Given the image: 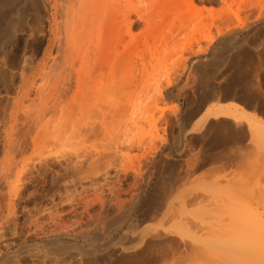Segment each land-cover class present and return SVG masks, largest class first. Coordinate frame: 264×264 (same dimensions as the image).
I'll return each mask as SVG.
<instances>
[{
  "label": "bare ground",
  "instance_id": "bare-ground-1",
  "mask_svg": "<svg viewBox=\"0 0 264 264\" xmlns=\"http://www.w3.org/2000/svg\"><path fill=\"white\" fill-rule=\"evenodd\" d=\"M12 1L14 0H0V29L2 28L6 20L9 10H11L9 7ZM93 1L94 0H54L52 4H49L47 0H44L43 2L44 5L47 7L46 13L50 18V21L52 22L51 25L54 27V31L59 30L58 32H56L58 33V37H59L57 39L58 41L57 46L61 45L63 42H64L63 44L65 45V46L63 45L64 48L60 46L61 48L58 47L55 50L57 51L58 49L59 50L63 49L65 51L64 57L66 61L67 62L69 61L70 65L73 67L76 64L75 62L79 60L80 66L79 68L75 69L79 77L81 76L83 77L82 74L83 71L87 73L89 69H93L95 75L92 74L93 75L92 78L95 79V81H98V79H96L97 77L94 76L97 75L101 77L98 73H100L102 70L106 73V70L108 68L106 69L104 68V63L107 62L108 64L109 62H111L109 59L107 60V58H110L112 62L115 61L114 62L115 64L114 63L112 64L111 62L108 65L110 70L113 69L112 67H114V69L111 70L113 73V74L111 73V75L109 74L110 73L109 70H107L108 75L107 74L106 75L108 76V79H111L113 75L115 79L111 81L116 80L117 83L116 81L114 82L119 85V83H121V79L126 77V75L124 76V73L127 74L129 76V79L131 80V78H133L131 77V74L137 68L136 70H138L137 72L139 73V75L137 74V72L136 75L139 76V78L135 77V79L136 78L139 79V80L136 79V81L138 82L140 81L139 82L140 85L137 86L138 85L137 84L136 85L137 87H135V85L133 84L134 85L133 91H135V88H137L138 89L136 91L138 94L137 96L140 95L141 97V95H143L147 97L149 94H151V97L154 96V100H155L156 97L157 99L158 97L160 99V97H162L161 95L165 91H166L165 92L166 95L169 98H173L174 90L170 91L171 89H169V87L173 86L176 79H181L182 77L184 78L183 81H186V83L184 82V85H182L181 87L184 86L185 88V86L189 85L188 86L189 89L192 88L193 85L191 83L194 82L192 81L194 79L193 77L194 75L197 74L200 76L199 77L200 80L198 79L199 83L193 86L194 87L193 90L198 91L200 88L205 89L209 87L208 98L210 97L209 98L210 100L207 99L206 101L208 100L209 101L208 103L205 104L203 103L204 99L203 100L198 99L199 101L195 103L196 105L194 104L192 108H189L188 106V109L182 106L181 120L185 119L186 122L188 119L194 117L196 114L198 115V113L200 112L199 113L200 120H198V123L199 121L200 123L199 126H196V128L198 127L197 128L198 130L206 122L210 121V119L218 120L221 118L222 119L221 121L218 120L216 122H212L213 123L212 125L218 126L217 128H219V126L220 127L224 126V128H226L227 126H231V124L235 121L238 120L242 121L243 118H247V124H249L247 130L251 135L250 140L254 141L255 145L261 144V141L264 139L263 123L259 121L260 120L259 118L256 119L254 116H250L246 108L248 105L252 106V104L258 102L259 97L257 93H251L247 85L245 86L243 85L242 87H240L239 85L238 87L240 88L237 90L234 89L236 90V92L231 97L241 99L243 101L242 104H238L234 102L225 103L222 100H225L226 98H228V96L227 95L224 96L220 93L221 92L220 91L221 89L219 87L220 82L218 84V82L217 83L214 82L215 81L214 79L216 77L215 75H217L216 73L218 72L219 68L221 67L223 68V66L226 65L230 66L234 64L238 69L237 70L238 79L240 78L241 80H245L246 69H247L246 66H248L247 64H249V62H252L251 60H253V58L255 60L257 58L256 61L258 62V64L261 63V59H259L258 57L264 51L261 50L262 52L260 53V52H256L255 51L256 49H252L254 50V53L255 52L257 53V57L255 58L254 56H252L253 54L251 55L252 51L250 52L249 49H251L253 43H255V39L253 43L251 42V39L253 40V36H254L253 33L259 31L260 30L259 28H261V26L264 24V12H263L264 8L263 10H261V8L260 11L258 10L259 9L258 6L260 4V1L262 0H197V1L195 0H122L124 2L123 4H121L122 3L121 0H116L115 2L113 0L110 1L102 0V2L101 0L94 1L97 3H94ZM111 1H113V4L110 3ZM118 1L121 2L120 3L121 5L117 4L119 5V7L116 6L117 7L116 8L115 3H118ZM213 4L214 5L217 4V6L215 7ZM262 4L263 3H261V5ZM121 6L124 10V11L122 10L123 12L120 11L122 9ZM132 11L136 14L135 17L133 16L134 18H132V16L130 15ZM118 12L121 13L118 14ZM11 15L12 14H10V16ZM213 15L215 17L212 19V21H214L213 22L214 31L213 30L211 31V29H213L211 27H209V29L206 30L205 26L207 25L205 24V26H203L200 23H203V21L206 22V19L209 16H210L209 19H211ZM116 17H120V18L122 17V19ZM190 18L191 21L197 20L198 22H200L198 24V22L196 21L197 25H199L200 27V28L196 27L199 29V31L197 29H194L195 31L197 30L196 33L198 32L197 34L198 40L197 38L194 40L195 43L197 44L195 45V43L192 41V43H194L196 48H192L194 47V45L192 43H188L190 40H192L190 39L187 42V44L188 46L190 44L192 46L190 45L188 47L186 45L189 49H191L189 52L190 55L186 59H183L182 56H180L183 59L182 64H184V66L182 65L181 67L180 64H177L181 60L178 58L179 61L176 62V65H174V67L176 66L177 68L178 65L179 69L181 67L180 70L173 69L174 68L173 66L166 67L165 64L164 65L162 64L165 67L163 69L162 66L161 69L163 70L159 71L160 69L158 70V67L160 65L158 61L161 60V59L159 60L160 54L168 51L167 49L170 48L169 44H172L170 42H172L176 37V35L174 34L175 30L179 29L178 27L179 26L181 27L182 24L184 23L185 25H187L189 23L188 20ZM186 20L187 22H185ZM137 22L142 24L141 31L139 33H133L132 29ZM192 22L194 24V21ZM192 22H191V26H192ZM176 23L178 26H176ZM191 26L189 27L191 28ZM201 26H203L204 29H202L203 27ZM183 30H185V28H183ZM194 30L192 32L195 33ZM262 31L261 33H264V31L263 32ZM145 33H146V36L144 35L145 39L143 40L144 37H142L141 39L142 41L138 42V40L141 38L140 36ZM196 33L194 34L195 35L194 37H196ZM54 35L57 36V34ZM94 38L96 39V41L94 40L95 50L90 51L92 49L90 48V43ZM114 43H115V47L113 45ZM138 43L139 45L140 43H142L141 45H143L144 47L141 48L143 49V51L142 50L139 51V52H143L141 53V55L137 54L136 52L140 49V47L136 51L134 49ZM152 46H154L153 49ZM255 46L257 47V44ZM187 47L186 50L189 51ZM112 48H114V50H112ZM132 49H134L136 55H134ZM148 50L150 52H147ZM186 50L184 48L185 52ZM258 50L259 48L257 49V51ZM130 51L133 52V55L132 53H130L129 55ZM90 53L92 54V56L90 55ZM113 53H114V58H111L113 57ZM145 53H149L150 57L149 55L147 57ZM130 56L132 57L139 56V58L143 60L141 63L139 62L141 66L140 70L138 69L139 67L138 65L139 63H137L138 61L136 62L137 63L136 68L135 65L132 66L129 64ZM186 56H184V58ZM132 57L131 59L134 58ZM145 57L147 61H144ZM137 58L138 57H136V59ZM53 59L56 60L55 57ZM155 59L157 64L154 62ZM117 63L120 65V67ZM258 64L256 63L255 65ZM116 65L120 69L116 68L115 67ZM157 65L159 66L157 67ZM262 65H258V66H262ZM97 66L99 67L102 66V68L104 69L101 70L100 68L99 69L100 72H98L99 70L97 69L98 73L96 72L97 73L96 74L95 68ZM148 66H150L149 69ZM258 66L257 68L255 66V69H258ZM121 68L123 69L122 71L123 76L121 75L123 78L120 79L117 78L118 80H120L118 83L116 77L119 75V73L116 74L114 73L115 71L119 72L118 70H120L121 73ZM227 68L228 67H226V69ZM260 68L261 67H259V69ZM132 70L133 72H131ZM114 75L117 76L115 77ZM88 76L89 75H87L86 78H88ZM128 76L126 78L127 80L126 83L128 82ZM79 77H77V79ZM86 78L85 79L83 78L84 80H82V78L80 80L79 78L78 81L76 79L78 85H79V81L80 82L84 81L85 83V81L87 80ZM99 80L102 84L103 80L101 78H99ZM123 80L125 81V78ZM107 82H109L107 85L109 86V84H111L110 80L105 81L104 85L106 86ZM130 82L131 84L129 86L132 85L133 80ZM126 83L122 82L121 85L123 86V84L125 85ZM80 84L82 85L83 83ZM87 84L90 85L92 83L89 81ZM101 84L99 86L104 88V85L101 86ZM81 85H79L78 87L81 88ZM89 85L88 86L85 85V88L88 91H86L85 93L84 90V93L85 95L87 94L88 96L87 95L86 96L89 97L90 99V97L95 95H91L94 90L91 92L92 90L91 88L87 89L88 87L94 88L93 85L91 86ZM111 86H109V88H111ZM115 87L116 86H114L113 89H116ZM188 87H186V89ZM40 89L41 86L37 88V91L39 92ZM89 90H90V94H89ZM106 90H110V89H108L107 87ZM176 90L177 89H175V94L178 95L179 93H176ZM181 90L183 91L184 89L181 88ZM112 91L113 90L111 89L110 92ZM105 92L107 93V91ZM96 95L98 98V94ZM198 95L199 94H197V97ZM134 96H136V94H134ZM199 96H200L199 98H201V95ZM140 97L138 98L141 101L142 98ZM92 98L94 100V97ZM149 99L147 100L148 102ZM128 100L131 101V99L129 98ZM159 101L161 102V100ZM138 102L134 103V106L132 105L133 106L132 110L127 113H126L127 109L126 111L124 110L127 104L125 105L123 104L124 105L123 111L125 112H123L124 113L123 115H120L122 116L120 117V119L122 118L120 123L117 124V122H115L116 126H113V128L111 127V129H108L106 127L108 129L107 131L104 123L100 125L98 124L99 126H97V128L98 127L99 128L96 129V124H94L93 120H91L98 118L99 114L95 113L98 110L93 112L95 113V115L94 114L92 115V112L89 114L88 111L85 113L84 111H81V113H77V112L75 113L74 111H73L74 113L73 112L70 113V111L72 110H68V112L67 110L66 112H64L63 110H55V109L38 110L36 111L35 114H33L27 130L25 129L26 131L24 132L21 131L22 133L20 132V135L17 132L18 138L16 137L14 141L3 142V144L1 143L2 145L0 144L1 145L0 147L1 149L0 150V154H1L0 155L1 156L0 159V254H2L3 251V254L0 256V264H249L250 261H254L256 260V258L262 256V253L264 251V243L261 244L259 243L262 240V236H263L264 217L259 215L257 206H253L252 205L253 202L250 201L249 199H245L243 203L235 202L229 204V206L226 208L224 213L225 223L223 228H221L220 226H215L212 224V221L207 220L206 217L202 214L203 206L201 203L204 197V193L203 191H201V188H198L197 186L192 188L193 181H189L188 179L191 175L189 174V172L192 171L191 169V167H193L192 164L188 165L187 162V164L185 163L184 165L180 161L181 164L180 163L179 164L180 165L183 164L184 173L182 174L181 179L176 178V176L172 171L173 170L172 167L174 165L173 163H176L177 159L179 158L175 160L172 159L173 157L171 159L168 157V155L174 156V154H176L175 151L172 152V150L169 148V145H166L167 144L166 140H168L169 138L165 139V137L167 136H164L165 134L164 135L162 134V136L160 137L158 136L157 139L156 138L157 136L155 137V135L158 132L156 134L154 133L155 135L153 134L154 136L152 137L150 136L152 134L151 133L152 130H151L150 132L151 134L149 133L150 138L149 140H147L148 139V135H146L147 130L145 135L141 133L144 136H142L139 133V130H141V125L139 126L140 129L137 131V133H139L143 138L133 132V129L135 127L137 128V126L139 125L138 123L139 122L142 123L144 120L150 122L151 124L154 123L156 124L157 121L163 119L164 121H166V123L168 122L170 124L174 122V120L176 121L177 118L176 116L178 115L175 114V116H173L171 114L172 115L171 116L165 112H161L160 114H156L155 112L149 115L147 114V112L145 113L144 110L142 111L141 109H139L140 106L139 105H138L139 107L137 106ZM130 104L128 102V105ZM203 105H204L203 107L204 110L200 111ZM114 107L115 108H113L114 109L113 112L115 111L114 113L117 114L116 116L118 118V113H116L117 107L116 106ZM120 107L123 108V106ZM144 107L145 105L142 106V108ZM174 111L177 112L175 108ZM99 112L100 111H98V113ZM100 115L99 116L101 118L100 117L98 118L100 119V121H104L105 124H106V120L110 121L107 118L108 116L107 117L105 116L106 114L104 115L103 113H101ZM115 118L116 117L114 116V119ZM101 119H106V120H101ZM108 123L109 126L112 125L111 121ZM218 131H220V129H218ZM222 132L226 133V131H222ZM133 133L136 136H134ZM231 134L226 133L225 134L227 135L226 138L231 137L230 141H237L238 139H240L243 133L242 130H238L236 132L235 131L231 132ZM77 136L81 137V140L78 141L77 139V141L75 140L76 142L72 140V139H76L75 137ZM106 136L110 138V143H111L110 146L101 143L103 142V139ZM219 136L221 137V134L219 132H216L215 134H213L210 140L212 142H217V140L220 138ZM91 138L93 141L94 139L100 141L102 140L101 142H99V145L102 148H104L105 146L107 148L111 147V150H106L101 148L99 149V147H97L98 144L96 146L95 141L93 142L95 144L91 143L93 145L92 147L89 145H85V143H87L89 139L90 141L88 142V144L91 142ZM222 138L223 140L222 139L221 140L223 142L225 141L228 142L224 136H222ZM184 139L186 142L190 143L191 136L190 135L185 136L184 134ZM263 142L264 141H262V143ZM182 146L183 144L180 142L176 150L178 151V149L181 148ZM133 150L139 151V153H141L139 156L140 160L138 159L139 162L137 161L136 165L134 164V162L126 163L127 158L126 159L124 158L125 159L124 163H126L127 165L126 164L123 165L121 163L119 170L117 169V171L116 170L113 171L117 175L116 176L114 174L116 178L112 179V177H108L107 174L110 171L109 169L106 168L108 167V163H107L108 160H104L106 161L104 163L106 165L105 168L109 170L107 172L103 171L105 168L103 169L102 167L104 166L101 167L104 161L101 163L100 161L103 160V158L104 159L107 158L109 159V165L112 166L113 164L117 163V161L121 160L122 157H126V155L124 156L125 152L128 155L127 152ZM181 152L183 156L185 155L184 158L187 155L191 154L190 153L191 150L189 151V149L187 148L186 150L185 149L181 150ZM202 154L203 153H201L200 155L199 153V156L195 157L196 158L195 162L194 159L192 158L193 163L197 165V167H199L198 165L203 164L205 161L207 162L208 159L211 160L212 158L218 157V156H214L212 153L208 155L207 154L202 155ZM161 155L163 156L162 165L164 164L163 167H165L167 171V173L165 172L164 174L165 176L164 175L162 176L164 178V180L162 181L163 183L162 185L164 186L163 187L164 191L162 190V192L160 191L161 192L160 193L159 189L158 190L156 189L159 192L157 193L154 191V188L152 189V187H149L148 185V189L151 188L152 191L146 190L144 193L147 194L146 195L147 198H144L145 196L142 198V196L137 195L134 190L135 188L136 190H138L137 187L139 186L141 187L142 185H144L142 183H144L146 177L149 178L154 175V177L156 178L157 169L155 171L154 167L156 166V162L158 161ZM120 162H118V165ZM96 164L98 165V167L100 166L99 167L100 172H101V168L103 169L102 171L104 173L101 172L103 174V180H100L102 177L101 178L99 177L100 179L97 178V176L100 175H96L99 172L98 167H96L97 166ZM95 167L97 168V170ZM94 168L96 171L94 170ZM85 172H89L90 174L89 173L85 174ZM81 173L83 177L84 175L88 176V177L85 176L88 179L93 177L88 182V189L85 190L82 187L83 190L85 191V194L83 196L72 195L74 196V198L79 196L78 199H74L72 198V196H70L72 199L69 198L71 199L70 201H65L69 203L68 210L67 208H65L66 211L61 210L63 209L62 207L61 209L59 207L61 211H59V209L57 210L56 207L54 208L52 204H54V206H57L58 204L61 203V202L59 203L58 201L61 200L62 198L61 199L57 198L58 201L57 202L55 201L54 197L58 193L56 192L51 193V190L53 189L52 183L54 185L60 182L58 183L59 186L63 187L64 189H67L68 188L67 186H73V184L76 182L75 180L78 178V177L76 178V176H78L77 174L80 175ZM128 174H132L133 176V181L131 183H128L126 181ZM37 175H39L38 178L40 179V184L37 186L36 183V187H35L33 181L37 182L39 180L38 178H36V180L34 179L35 176ZM40 176H42V178H40ZM94 176L96 177V180L98 179V181L95 180ZM154 177H153V181H155ZM109 178L113 180V182L111 180H110L111 182H109L108 181ZM179 180L181 181L184 180V181L180 183ZM78 181L79 179L77 180L76 184L78 183ZM100 181L103 183H101ZM148 181H146V184L148 183ZM31 182H33L32 184H34V186L30 184V189L28 188L24 191L20 190V187H22L20 185L23 184L24 187V183L29 185V183ZM152 183L154 184V182ZM177 183L182 184L183 186L182 185L181 186L183 187V189L179 190L181 187L178 189V187L176 186ZM17 185L19 186L17 187ZM49 185L50 187H52L51 190L48 189ZM132 188H134V190ZM175 188L178 189V192L176 191ZM67 190L70 193L71 190L69 189ZM67 190L62 189L63 192L65 191L67 192ZM130 190H133L134 192L131 193ZM91 191L93 192V194L91 193L92 196H90L89 193ZM129 192L131 193L130 195L131 199L129 204L125 205L123 211L119 214H116V216L110 218L109 220L105 219V222L103 221V224L101 222L102 225L100 226L97 225L98 227H95V229L82 232L78 234V236L74 235L75 237L74 236H73L74 238L70 237V239H68L66 236V234L68 235V233H62V234L57 233L59 228L63 227V224L66 223L65 221L67 220L65 219L66 216L68 217L70 216L71 219L74 218L79 221V219L81 218L83 219L84 217L83 215L85 213H89L88 210H90L92 206H95V204H97V206L99 204L101 207L102 205H105L106 207L104 206L105 208L103 211L105 212L106 215L111 214L114 211V209L111 208L109 202L112 200L117 202L120 201L121 199H125V197L122 198V195L125 193L127 194ZM65 193L63 194L65 195ZM66 196L65 198L66 200H68L67 197L69 196L67 197ZM236 196H237V192L236 191L232 192L231 200H233V198H235ZM47 200L51 201V202L48 201L49 202L48 205H50L51 203L52 209L53 208L56 209L55 212L49 211L50 213H47L48 211V209L46 208L48 207L47 204L42 208L38 207L41 206L43 203H48L46 202ZM61 201H63V199ZM31 202H33L32 206H30ZM63 202L61 203V205H63ZM65 202H64V207L66 204ZM34 203L36 204L34 205ZM56 203L58 204L55 205ZM17 207L18 209H21L20 214L19 211L17 210ZM50 207L51 206H49V208ZM41 209H46L45 210L47 213V215L45 216L46 221L44 220V215H43L46 213L44 210ZM42 211L44 212L43 214ZM23 216L26 217L24 218ZM41 219L44 221V222L42 221L43 223L40 222ZM148 220L149 222L156 221L155 225L149 227H143L142 225L146 223V221ZM69 221L70 220H68V222ZM72 221L74 222V220ZM230 224L234 226H231ZM18 226L21 227L19 230L22 229L24 230V228L27 229V227L28 229H30L29 228L30 226H32V228L34 227L33 230H30L32 232H29L31 233V235L27 231L26 232L29 234V236H32L33 238H36L41 234L42 245L41 246L35 245L36 248L34 250H32L33 248L30 249L31 248L30 246V248L25 247V249L21 251L18 249L14 253H12L11 251H10L11 253L8 252L10 250V248L8 250L9 247L8 245L10 244L9 241L15 238L17 239L20 236V234H21V239L24 236V234L22 235L23 230L21 231V233H19V231L17 232ZM9 229L14 234V237L15 234L19 236L14 238L11 235L13 239H9L5 235L6 231L11 232L9 231ZM110 229L114 230L115 235L109 236L108 239H103L104 237L110 234L111 232ZM202 234H206V235L204 237H201ZM29 236L27 237L32 238ZM100 239L102 240L100 241L99 244H97L96 241ZM32 240L34 239H31V241ZM87 240H91V241L87 242ZM22 242L25 243L27 241H22ZM33 242L35 243V241ZM24 245L25 244L21 246L23 247ZM214 248H218V249L214 250ZM98 252L102 253L100 254L101 256H96L98 255Z\"/></svg>",
  "mask_w": 264,
  "mask_h": 264
},
{
  "label": "rangeland",
  "instance_id": "rangeland-1",
  "mask_svg": "<svg viewBox=\"0 0 264 264\" xmlns=\"http://www.w3.org/2000/svg\"><path fill=\"white\" fill-rule=\"evenodd\" d=\"M14 1H12V3L10 4L9 8L11 10H9V12L7 14V17H6V20H5L2 28L0 29V144L1 143L3 144V142L14 141L16 139V137L18 136V133L20 135L21 131L24 132V131L27 130L28 125L31 122V118H32L33 114H35L36 111L43 110V109L63 110L64 112H66V110H67V112H68V110H72V111H70V113L73 112V111L75 113L76 112L77 113H81V111H84V113H85V112L88 111L89 114L92 112V115L93 114L95 115V113H97L99 115L101 113H103L104 115L106 114L105 116L106 117L108 116L107 118L111 121L112 125L109 126L108 122H110V121H108L106 119H101V120H106V124L110 127L109 128L105 124L104 121H100V119H98L101 116V115L100 116L98 115V118L91 119V120H93V123L96 124V129H98L99 127L97 128V126H99L102 123H104L105 128L107 127L108 129H111V127L113 128V126H116L115 122H117V124H119L121 119H122V118L120 119V117H122L120 115H123L124 114L123 112H125L126 109H127L126 113L130 112L132 110L133 106H134V103H137L138 101H140V99L138 98V97H140V95L137 96L138 94L136 92L138 89L135 88V91H133V89H134V85H135V87L140 85V83H139L140 81L139 82L136 81V79L139 80L138 79L139 76L136 75V72L138 71V70H136L137 69L136 65L139 62L141 63L143 60H141L139 58V56H136V57H138L137 58L138 60L136 59V57L133 56L134 57L133 58L132 56H130V60H129L130 63L129 64L132 65V66L135 65V68H136L135 71H134L135 73L133 72V70L131 71V72H133L131 74V77H133V78H131V80L129 79V76L127 74H125V73H124V76L126 75V77H124L125 81L123 80L124 78L122 77L123 76V73H122L123 69L122 68H121V73L122 74L120 73V70H118L119 72L114 70L115 71L114 74L119 73L118 76L114 75L115 77L117 76L116 79L117 78H119V79L123 78V79H121V83L122 82L126 83V81H127L126 78L128 76V82L125 85L123 84V86L121 85V83H119L120 80H118V79L117 80H118L119 85L116 84L117 83L116 80H114V81H116V83L114 81H111V80L115 79L113 77V75H112L111 79H108V76H107L108 75L107 74L108 71L107 70H109V72H110L109 74L111 75V73H112L111 70L114 69V67H112L113 69H111V70L109 69L108 65L112 62V60L110 58H107V60L109 59L111 61L108 64H107V62L106 63L103 62L104 63V68L105 69L108 68L106 70V73L102 70V69H104V68H102V66L99 67L100 65L95 68L96 69L95 73L100 68L102 70L101 71L102 73L100 72V70L98 71L100 73L97 72L101 77H99L97 75L94 76V77H97L96 79H98V81H95V79L92 78L93 77L92 74H94V70L93 69H89L87 73H85L83 71L82 72L83 77L81 75H80L81 77H79L78 74L75 71V69L79 68V66H80L79 60L77 62H75L76 64L73 67V66L70 65L69 61L68 62L66 61V59L64 57L65 56L64 55L65 51L63 49H60V50L58 49L57 51L55 50L58 47L59 48H61V47L64 48L65 45L63 44L64 43L63 42L61 45L57 46V43H58L57 39L59 37H58V33H56V32H58L59 30L54 31V27L51 25L52 22L50 21V18L48 17V15L46 13L47 12L46 11L47 7L43 3L44 0L43 1L42 0H14ZM94 1H97V0H94ZM108 1H110V0H108ZM113 1L115 2L116 0H113ZM113 1H111L110 3L113 4ZM195 1H197V0H195ZM262 1H260V4L258 6V8H259L258 10L259 11H260V8H261V10H263V8H264L263 7L264 6V0H262ZM47 2L49 4H52V2H54V0H47ZM101 2H102V0H101ZM121 2L118 1V3H115L116 4L115 7L116 6L119 7V5L124 3L122 0H121ZM94 3H97V2H94ZM261 3H263L262 4L263 6L261 5ZM117 4H119V5H117ZM214 6L216 7L217 4L214 5ZM121 8H122V6H121ZM122 10H123V8L120 11L123 12L124 10L123 11ZM121 12H118V14L121 13ZM10 14H12V15L10 16ZM130 15L132 16V18H134L136 16V14L133 11H132V13ZM117 16H119V15H117ZM122 17H123V15H122ZM122 17L121 18L120 17H116V18L122 19ZM209 17L206 19L207 23L205 21H203V23H200L197 20L196 21L198 22V24L200 23L203 26H205V24H206L207 25V26H205L206 30L209 29V27H211V28H213V29L210 28L211 31L212 30L214 31V26H213L214 25V23H213L214 21H212V19L215 18V17H214V15L211 17V19H209ZM120 19H119V21H120ZM188 21H189V23L188 24L186 23L188 26L185 25V23H184L181 26L182 28L179 26L178 27L179 29L175 30L174 34L176 35V37H175L176 40L174 39L172 42H170L172 44H169L170 48L167 49L168 50L167 52H165L166 55H165L164 52L163 53H164L165 56L163 55V53L160 54L159 60L160 59L161 60L158 61L160 66L157 65V67L158 66L160 67V68L158 67V70L160 69L159 71H162L165 66L166 67L167 66H169V67L173 66L174 67V65H176V62L179 61V59H181V60L177 64H180L181 67H182V65L184 66V64H182L183 63V59L188 58V56L190 55L189 52L191 50V49L188 48L191 44L188 46L187 42L190 39H192V40H190L191 42L189 41L188 43H192V41L195 43L194 40L198 37V35H197L198 32L196 33V31L197 30L199 31L198 28H200L199 25H197L195 20H192V21H194V24L191 21V18ZM139 22H137L138 24L136 23V25H134V27L132 29L133 33H139L141 31V28H142L141 25L142 24L139 23ZM185 22H187V20ZM191 22H192V26H191ZM177 23H176V26H178ZM183 25H185V26H183ZM189 26H191L192 29ZM203 26H201V27H203ZM196 27H198V28H196ZM183 28H185V30H183ZM261 28H259L260 32L257 31V32H255L256 34L253 33V35H254V36L252 35L253 36V40L251 39L252 43L254 42V39H255V43H253L252 48L249 49V50H250V52L252 51L251 55L253 54L252 56H254L255 58L257 57V53L256 52H260L261 53L262 51H264L263 50L264 49V47H263L264 46V33H261L262 30L264 31V24L261 26ZM194 29H197V30L195 31ZM202 29H204V27ZM178 30H179L180 34L178 33ZM193 30L196 33V37H194L195 33L192 32ZM181 31H184V32H181ZM53 33L57 34V36H55ZM144 35L146 36V33L142 34L140 36L141 37L140 39L138 38L139 39L138 42L142 41L141 40L142 37H144L143 40L145 39ZM127 36H129V35H127ZM128 38H130V37H128ZM55 40H56V42H55ZM94 40L96 41V39L94 38L91 41V43H90V48H92L90 51H92V50L94 51L95 50V48H94L95 47V43H94L95 41ZM197 40H198V38H197ZM53 41H54V43H53ZM194 43H192V44L194 45ZM141 44L142 43H140V45H139V43H138L136 45V47L134 48L135 51H136L140 47V49L138 51H136L137 54H140V55L143 52H139V51H141V50L143 51V49H141V48H144L143 45H141ZM196 44L197 43H195V45ZM254 44L255 45L257 44V47ZM262 44H263V46H262ZM113 45L115 47V43ZM172 45H173V47H172ZM195 45L192 48H196ZM186 47H187V49H189V51L186 50ZM260 47H262L263 49L260 48ZM153 48H154V46H152V49ZM172 48H174V49H172ZM184 48H185L186 52L184 51ZM258 48H259V50L257 51ZM134 49H132V51L134 52V55H136ZM252 49H256L255 50L256 52L254 53V50H252ZM112 50H114V48H112ZM145 50H147V49H145ZM132 51L129 52V55H130V53H132V55H133ZM147 52H150V51L148 50ZM187 52H188V54H187ZM115 53H116V50H115ZM262 53H264V52H262ZM262 53H261L260 56L258 55L259 56L258 58L261 59V63L264 64L263 63L264 54H262ZM92 54H93V52H92ZM92 54L90 53L91 56H92ZM186 54H187V56H186ZM145 55L147 57L149 55V57H150L149 53H145ZM180 56H182L183 59ZM184 56H186V57L184 58ZM54 57L56 58V60L53 59ZM131 57L133 59H131ZM111 58H114V53H113V57H111ZM254 60L255 59L253 58V60H251L252 62H249V64H247L248 66H246L247 69H246L245 80H241L240 78L238 79V77H237V73H238L237 70L238 69L233 64V65H230V66L226 65V66H223V68L222 67L219 68L218 72L216 73L217 75H215L216 77L214 79L215 80L214 82H216V83L218 82V84L220 82V84H219V87L221 89L220 93L222 95H224V96L227 95L228 98H230L236 92V90L239 89L240 87H242L243 85L244 86L247 85L249 90L251 91V93H257V95L259 97L258 102L252 104V106L248 105L246 108H247V111L249 112L248 114L250 116H254L256 119L259 118L260 119L259 121H261L263 123V126H264V65H262L261 63L258 64V62L256 61L257 58H256L255 61ZM144 61H147L146 57H145ZM78 62H79V64H78ZM114 62H112V64ZM154 62L156 63V59H155ZM254 62H255V64L257 63L258 65H262L263 69H262V66L255 65ZM103 63H102V65H103ZM140 63L138 64L139 67L137 66L139 70L141 68ZM162 64L163 65L165 64V66H163ZM252 64H254L256 66V68L258 66V69H255V66L252 65ZM111 66H110V68H111ZM71 67H73V68H71ZM115 67L119 68L120 65H119V67L117 65ZM161 67L163 69H161ZM181 67H180V69H181ZM226 67H228V68L226 69ZM259 67H261V68L259 69ZM149 68H150V66H148V69ZM173 69L180 70L178 65H177V68L175 66ZM256 70H259V71H256ZM134 74H135V76H134ZM137 74L139 75L138 72H137ZM87 75H89L88 78H86ZM90 76H91L92 79L90 78ZM77 77H79L80 80H81V78H82V80H84L85 78L87 79L85 81V83H84V81H82V82L79 81V85H81L80 83H83L81 85V88L78 87L79 85H78L77 81H78L79 78L77 79ZM135 77H138V78L135 79ZM199 77L200 76L197 75V74L194 75V77H193L194 79L193 78H192L193 80L190 79V80H192L194 82L191 81L192 83L191 82L190 83L193 86L196 85L197 83H199V81H198V79L200 80ZM99 78H101L103 80L102 84H101ZM227 78H228V80H227ZM76 79H77V81H76ZM183 79H184L183 77L181 79H176L175 83L173 84L174 87L173 86L169 87V89H171L170 91L174 90L173 98H169L166 95V93H165L166 91H165L161 95L162 97H160V99H159V97H158V99L156 97L155 100H154V96L151 97V94H149L147 97L141 95L140 98H142L141 99L142 103L140 101L137 104V106L138 105L140 106V107L138 106L139 109H141L142 111L144 110V112L145 113L147 112V114H149V115L152 114V113H155V112H156V114H160L161 112H165V113H168L169 115L172 114L173 116H175V114H176V115H178V116H176L177 117L176 121L174 120V122L169 124L168 122L166 123V121L161 119V120H159L161 122L157 121L159 124L156 122V124L154 123L155 124L154 125V124H151L150 122H147V121L144 120L145 122L143 121L142 123L141 122L138 123L139 124L137 126L138 129L135 127L134 128L135 130L133 129V132L135 134H137L138 136L142 137V136L145 135L146 130H147V133H148V134L146 133V135H148V139L147 140H149V138H150L149 135L151 133L152 134L150 136L153 137L157 132L158 133L155 135V137L157 136L156 137L157 139H158V136L160 137V136H162V134L163 135L165 134L164 136H167V137H165V139H168V138L170 139V140L168 139L169 141L166 140V143H167L166 145H169V148L172 150V152H174V151L176 152V154H174V156H176V157L171 156V155H168V157L170 159L173 157L172 159H175V160L177 158H179V159H177L178 163L176 161V163H173L175 166L173 165V167H172V169H173L172 171H173L174 175L176 176V178L181 179L182 174L184 173L183 172L184 171L183 164L185 165V163L187 164V162H188V165L192 164L193 167L196 166L194 168L191 167L192 171L190 169L191 172H189V174H191V175H190V177L188 179H189V181H193V187L192 188L197 186L198 188H201V191H203L204 197H203V200H202V203H201L202 206H203L202 214L206 217L207 220L212 221L213 225L220 226L221 228H223L224 227V223H225L224 213H225L226 208L229 206V204L235 203V202L243 203L245 199H249L250 201H252L253 202L252 205L253 206H257L259 215L264 217V142L262 143V141H264V139L261 141L260 145H255V142L250 140L251 139V135L249 134V132L247 130V127L249 125V124H247V118H243L244 120L242 119V121L241 120L240 121L239 120L235 121V122H233L231 124V126H227L226 128H224V126L223 127L219 126V128H217L218 126H213L212 125L213 124L212 122H216L218 120L221 121L222 120L221 118L218 119V120L210 119V121L206 122L198 130H197L198 127L196 128V126H199V123H200V121L198 123V120H200V114H199L200 112L198 113V115L196 114L194 117H191L186 122H185V119H182L183 120L182 121L181 120V116H182L181 107L182 106H184L185 108L188 109V106H189V108H192L194 106V104L199 101L198 99H202V100L204 99L203 103H205V104L208 103V101L210 100L209 99L210 97L208 98V96H209V94H208L209 93L208 92L209 91L208 90L209 87H207L205 89L200 88L201 90L199 89L198 90L199 92H198L197 90L194 91L193 90L194 87L191 85L192 88H190L191 89L190 90L189 87H188L189 86L188 84H187L188 86H185V88H184V86L181 87L182 85H184V82L186 83V81H183ZM104 80L105 81H109L110 80L111 84H109V86L112 85L111 88H109V86H107L109 82H107L106 86L104 85L105 84ZM129 80L130 81L133 80V82H134V83L132 82L131 86H129L131 84V82ZM87 81L88 82L90 81L92 84H90V85L87 84L88 83ZM239 81H240V83H239ZM97 83H100L101 86L104 85V88L100 87L99 86L100 84H97ZM84 84L87 85V86L88 85L89 86H91V85L94 86L95 89L92 88V87H88L87 88V89L91 88L92 89V90L90 89L91 92L94 90L93 93L91 94V95H95V96H92V97H94V100H93L92 97H90V99H89V97H87L88 96L87 94H86L87 96L85 95L86 91H88V90H86ZM239 85H240V87H238ZM39 86H41V89L38 92L37 88ZM82 86H83L84 89L82 88ZM114 86H116L115 87L116 89H113ZM105 87L106 88L108 87V89H110V90H106ZM118 87H121V88H118ZM131 87H132V90H131ZM186 87H188V88L186 89ZM181 88L184 89V90L182 91ZM82 89H83V92H82ZM104 89H105V91H107V93L104 91ZM111 89L113 90L112 92H110ZM169 89H168V91H169ZM175 89H177L176 93H179L178 95L175 94ZM188 89H189V91H188ZM234 89H236V90H234ZM84 90H85V93H84ZM90 90H89V94H90ZM94 92H95V94H94ZM183 92H184V94H183ZM194 93H196V94H194ZM96 94H98V98H97ZM134 94H136V96H134ZM197 94L201 95V98H199L200 97L199 95L197 97ZM128 98L131 99V101L128 100ZM147 98L148 99L150 98L149 102L147 101L148 100ZM228 98H226L225 100H222V101L225 102V103L234 102V103H238V104H242V102H243L239 98H235V97L234 98L231 97L230 99H228ZM207 99H209V100L206 101ZM153 100L157 101V102H154ZM159 100H161V102L162 101L163 102L161 103ZM158 101H159V103H158ZM83 102H85V103H83ZM128 102H129V104L130 103L131 104L128 105ZM123 104L124 105L127 104L125 109H124V105ZM119 105L123 106V108L120 107ZM143 105H145L144 108H142ZM114 106L117 107L116 108L117 109L116 113H118V118L116 116L117 114L114 113L115 111L113 112V110H114L113 108H115ZM172 106H173V108H172ZM127 107H129V108H127ZM203 107H204V105L202 106L200 111L204 110ZM174 108L177 110V112L180 109L179 112L177 113L176 111H174ZM123 109L125 111H123ZM96 110H98L100 112L99 113H98V111L95 112ZM159 110H162V111H159ZM93 112H95V113H93ZM104 115H102V116H104ZM114 116L116 117L115 119H114ZM112 119H114V120H112ZM162 122H164V123H162ZM197 123H198V125H197ZM236 123H238V124H236ZM219 124H221V123H219ZM140 125H141V130H139L140 129V127H139ZM152 126H154V127H152ZM94 128H95V126H94ZM107 128H106V131L108 130ZM222 128H224V129H222ZM218 129H220V131H218ZM138 130H139L140 134L143 133L144 135L141 134L142 135L141 136L139 133H137ZM148 130H150V131H148ZM151 130H152V132H151ZM238 130H242V133H243L242 136L240 137V139H238L237 141H230V138L232 137V134H233V133L231 134V132H234V131L236 132ZM222 131H226V133L231 134V137H229V138L227 137L226 138V136H227V135H225L226 133L222 132ZM216 132H219L221 134V137L219 136L220 138L217 140V142H212L210 140V138ZM135 134H134V136H136ZM184 134H185V136L186 135H190L191 136L190 143L185 141ZM131 136H132V133H131ZM222 136H224L225 139L228 142H226V141L223 142L222 141L223 140ZM26 137H28V136H26ZM145 137H147V136H145ZM75 138L76 139H72V140H74V141L75 140L77 141V139H78V141L81 140V137L77 136ZM89 141H90V139L88 140V142ZM94 141L96 143V146L98 144L97 147H99V149L101 148V149L111 150V147L107 148L105 146L104 148H102L99 145V142H101L102 140L100 141V140L94 139ZM94 141L91 138V142L89 144H88V142L87 143L84 142V143H85V145H89V146L92 147L93 145L91 143H93ZM180 142L183 144V146H182L183 148L181 147L177 151L176 149L178 148ZM95 143H93V144H95ZM101 143H103V144H105L107 146H110V144H111L110 143V138H108L106 136L103 139V142H101ZM1 145H0V147H1ZM79 146H81V145H79ZM79 146H76V147H79ZM186 148L189 149V151L191 150V152H190L191 154L187 155L188 156V157L186 156L187 158L186 157L184 158L185 155L183 156L181 150H184V149L186 150ZM129 152H127L128 155L130 154L129 156L125 152L124 156L126 155V157H122L121 160H119V161L116 160L117 161V163H115L116 166H115V164H113L112 166L109 165V159H107V158L106 159L103 158V160H101V161L99 160L100 163L103 162L104 160H108L107 161L108 167H106V165L104 164L106 161H104L102 163V165L101 164L100 165H101V167L104 166V167H102L103 169L106 167L107 169L110 170L109 171L106 168H105L106 170L105 169L103 170L101 168V172L104 173L103 171H106V172L109 171L107 176L108 177H112V179H113V178H116V176H117L115 174V172H113V171H115V170L117 171V169L119 170V167H120L121 163L124 165V164H126L128 162L129 163H133L134 162V164L136 165V162L138 161L139 156H140L141 153H139V151H136V150L135 151L134 150L133 151H129ZM199 153H200V155H201V153L207 154V155L212 153L214 156H218V157L212 158L211 160L208 159L209 161L207 160V162L205 161L203 164L198 165L199 167H197V165H195L193 163L192 158L194 159V162H195V160H196L195 157L199 156ZM223 155H224V157H223ZM180 156H181V158H180ZM162 157H163L162 155L159 157V159L160 158L161 159L160 160L158 159V161L156 162V166L154 167L155 171L157 169V171H156L157 175L155 174L157 179L154 177V175L152 173L153 176L149 177L150 179L148 177H146V180L144 181V183H142L144 185H142L141 187L140 186L137 187L138 190H136V188H135V190H134V188H132L135 191V193L137 195H139V196H142V198L144 196H145L144 198H147L146 197L147 194L144 193L146 190H151L152 191V189L154 188V191L157 192V193H159L160 191L162 192V190L164 191V188H163L164 186L162 185L163 184L162 181L164 180V178L162 176L165 174V172L167 173V171H166L165 167H163L164 164L162 165ZM124 158L125 159L127 158L126 159V163H124L125 162ZM0 159H1V156H0ZM184 159H186V160H184ZM122 160H123V162H122ZM180 161L183 163L182 165H180L181 164ZM98 162H97V164H98ZM118 162H120L119 165H118ZM160 162H161V164H160ZM190 162H192V163H190ZM128 165H130V164H128ZM159 165H161V166H159ZM131 166H132V164H131ZM96 167H98V165ZM99 167H98V171L100 172ZM95 168H94V170H95ZM159 168H160V170H159ZM96 170H97V168H96ZM101 172L99 174L97 173L96 175H100V176H97V178L100 179L102 177L100 180H103V174ZM87 173H89V172H85V174H87ZM119 173H117V174H119ZM94 174H95V172H94ZM109 174H111V175H109ZM77 175L78 176H76V178L77 177L78 178L75 181L77 182V180L79 179L78 183L76 184V182H75L73 184V186H67L68 187L67 189L71 190L70 193H72V194H70L67 189H64L63 187L59 186L58 183H60V182H58L57 184H54V185L52 183V187H53L52 190H51L52 187H50V185H49L48 189L51 190V193L56 192V193L59 194V192L62 191V189L63 190H67V192L66 191L65 192L67 193V196H69V197H67L66 193L63 192V191L62 192L65 193V195L62 192H60L59 195L57 194L55 197L53 196L55 198L56 202L58 201L57 198L58 199L62 198L63 201L65 202V201H70L72 198H74V196H77V195L83 196L85 194V191L83 190V188L85 190L88 189V182L93 177H91L89 175L91 178L89 177L90 179H88V178H86L88 176L84 175V177H83L82 173L80 174L81 176L79 174H77ZM38 177H39V175L35 176L34 179L36 180V178H38ZM153 177L155 178L154 179L155 181H153ZM40 178H42V176H40ZM46 178H47V176H46ZM98 179L96 180V177H95L96 181H98ZM159 179H160V181H159ZM110 180L111 179L109 178L108 181L109 182H111V181L113 182V180H111V181ZM151 180H152V182H154V184L151 182ZM126 181L128 183H131L133 181L132 174H128L127 175ZM146 181H148L147 184H146ZM182 181H184V180H182ZM182 181L179 180L180 183ZM33 182H34L35 187H36V183H37V186L40 184V179L37 182H35V181H33ZM33 182L29 183V185L24 183V187L25 188L23 187V184L20 185V186H22V187H20V190L24 191V190H26L28 188L30 189V184L34 186V184H32ZM101 183H103V182H101ZM83 184H84V186H83ZM80 185H82V186H80ZM148 185H149V187H152V189L151 188L148 189ZM178 185H180V186H178ZM181 185L182 184H179V183H177V185H176L178 187V189L181 187L179 190L183 189V187H182L183 185L182 186ZM18 186L19 185H17V187ZM158 187H160V188H158ZM22 188H24V189H22ZM70 188H72V189H70ZM156 189L157 190L159 189V192ZM178 189H176L177 192H178ZM133 190H130V192L133 193L134 192ZM235 191L237 192V196L235 198H233V200H231V193L235 192ZM130 192L127 193V194L125 193L126 195L125 194L122 195V198L125 197V199H121L122 201L120 200V201L116 202V201L112 200V201L109 202L111 208L114 209V211L111 214H108V215L105 214V212L103 211L104 208L106 207L105 205H102V207H101L99 204H98V206H97V204H95V206H92L93 208L92 207H91V209L89 208L91 210V211L88 210L89 213L91 212L90 214L89 213H85L86 215L85 214L83 215L86 218H84V217H83V219L82 218L81 219L77 218V219H79V221L74 219V218L71 219L70 216L69 217L66 216L65 219H67V220H65L66 223H64L66 225L63 224V227L59 228L57 233L58 234L68 233V235L71 234L70 236H68L66 234L67 238L70 239V237L72 238L74 235L78 236V234H80L82 232L90 231V230L95 229V227H98L97 225H99V226L102 225L103 221L105 222V219L109 220L110 218H113L114 216H116V214H119V213H121L123 211V208H125V205L129 204V202H130V199H131L130 198L131 197L130 196L131 195ZM89 193H90V196H92L93 192L91 191ZM72 195H74V196H72ZM59 196H61V197H59ZM65 196L68 198V200H66ZM70 196H72V198ZM78 197H76L74 199H78ZM69 198H71V199H69ZM61 200H59L58 202L62 203L63 201H61ZM123 200H125V201H123ZM48 201L49 200H47L46 202H48ZM33 202H35V201H33ZM33 202H31V205L30 204L29 205L32 206ZM49 202H51V201H49ZM49 202L48 203H43L45 205L42 204L41 206H38V205L37 206L42 208V207L46 206V204L48 205ZM64 202H63V205H61V203L60 204H58V203L55 204V205L58 204V205H61V206H58V205L54 206V204H52V205H53L54 208L56 207L57 210L59 209V207H60V209L62 207L63 209H61V210L66 211L65 208H67V210H68V204L69 203L65 202L66 204H65V207H64ZM36 203H34V205ZM52 205L50 203V205H48V207H46L48 209L47 213H50L51 211L52 212L56 211V209H54V208L52 209ZM49 206H51L50 208L52 210L49 208ZM60 209H59V211H61ZM17 210L19 211V214H20V212H21L20 210L21 209H18V207H17ZM41 210L45 211L46 209H41ZM43 213L44 212L42 211V214ZM45 213H46V211H45ZM47 213L43 214L44 215V220H45V216L47 215ZM23 217L25 218L26 216H23ZM68 218H70V219H68ZM68 220H70V221L68 222ZM72 220H74V222ZM42 221L43 220L41 219L40 222L43 223L44 221L43 222ZM101 222H102V224H101ZM67 223H68V225H67ZM155 223H156V221L149 222V220H148L142 226L143 227H149V226L155 225ZM44 225H45V223H44ZM230 225L234 226L232 224H230ZM20 228L21 227L18 226L17 232L19 231V233H21V231L23 230V229L19 230ZM29 228L30 229H28V227H27V229L24 228L23 232L24 231L25 232L27 231L28 233L32 232L30 230H33L34 227L32 228V226H30ZM10 229H9V231H11ZM110 231H111L110 234L108 236L104 237L103 239H108L109 236L115 235L113 229H110ZM23 232H22V235L24 234L23 238L21 239V234H20V236L15 234V237L19 236L16 239L14 237V234L12 233V231L11 232L6 231L7 234L5 233V235L9 239H13L11 237V235L15 238V239L9 241L11 245L10 244L8 245L9 246L8 250L10 248V250L8 252L11 251L12 253H14L18 249L21 251V250L25 249V247L30 248V246H31L30 249L33 248L32 250H34L36 248L35 245H39V246L42 245L41 234L39 236H37L38 237V239H37V237L33 238L32 236H29V234L31 235V233L28 234L27 232L26 233L25 232L23 233ZM25 235H26V237L29 236V237H32V238H28V237L26 238ZM205 235L206 234H202L201 237H204ZM19 238H20V240H19ZM110 238H113V237H110ZM31 239H34V240L31 241ZM101 240L102 239L98 240L99 242L96 241L97 244H99ZM13 241H16V242L18 241V242L16 243V242H13ZM22 241H27V242L24 243ZM33 241H35V243ZM90 241L91 240H87V242H90ZM22 243L25 244L23 247L21 246V245H23ZM261 243H264V230H263L262 240L260 241L259 244H261ZM217 249L218 248H214V250H217ZM2 254H3V251H2ZM2 254H0V256ZM100 254H102V253L98 252V255H96V256H101ZM249 264H264V251H263L261 257L256 258V260H254V261H250Z\"/></svg>",
  "mask_w": 264,
  "mask_h": 264
}]
</instances>
